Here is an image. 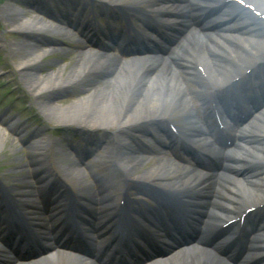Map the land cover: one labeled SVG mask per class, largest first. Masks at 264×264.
<instances>
[{"label": "bare ground", "instance_id": "6f19581e", "mask_svg": "<svg viewBox=\"0 0 264 264\" xmlns=\"http://www.w3.org/2000/svg\"><path fill=\"white\" fill-rule=\"evenodd\" d=\"M48 1L50 0H41L36 3L41 8L33 7L28 12L47 15ZM51 1L57 3L56 0ZM82 1H86L85 5L91 3L94 12L89 14L94 15V18L102 15L100 11L107 10H114L115 15L126 16L127 19L124 21L126 25L122 27L123 35L130 30L131 19L161 24L164 23L165 16L179 18L171 52L173 65L180 66L182 69L178 73L168 61H164L152 72L143 73L131 65L120 67L114 62H104L96 55H89L87 58L79 59L67 75L64 74V69L59 68L57 73L48 74L43 78L37 76V72H40L42 68L40 57L48 50L53 52L58 50L60 41L40 34L38 28L33 29L34 33L24 35L23 42L13 43L12 51L25 54L20 57L16 65L23 85L31 94H36L37 99L46 98L45 101L38 103L43 117L47 121L53 118L51 123L62 128L75 127L85 132L110 129L115 134L107 141L105 150L109 151V154L113 153L111 159L118 160L128 174L126 179L133 183H147L150 188L168 191L184 192L188 189L200 188L202 192H206L210 188L207 179H201L193 173H184L169 163L141 169L143 159L133 158L132 155L136 153L137 145L142 143L147 133L138 131L134 134L136 132L134 131L125 135L124 132L121 135L120 132L140 128L143 125L147 127L151 122L165 123L173 119L176 123L183 124L188 130L203 136L201 126L206 133L208 132V140L212 139L218 143L226 138L227 135L224 132L216 131L210 124L211 119L219 115L216 105L221 107V104H216L217 92L220 86L234 82L242 75V72L247 73L244 75L246 78L249 73L264 71V0ZM171 1L178 4L179 10L171 5ZM201 3L218 7L223 4L219 14L210 20V23L216 27L210 38H199L191 31L192 27H199ZM10 9L9 6L5 7L2 15L6 22L13 24L15 17L10 14ZM89 14H86L84 18L78 17L81 20L78 25L84 36L94 40L102 32L111 33L110 30L107 31L109 25L104 31L103 28L94 24L95 19H92ZM71 16L63 15L64 19ZM52 19L57 18L52 17ZM219 25L224 26L225 29ZM144 30L142 29V32ZM48 32L54 33L57 29H50ZM202 32L200 25V33ZM57 33L62 35L60 32ZM189 83L198 87V91L191 90L189 86L187 91H184V85ZM73 89L79 94H89L66 108H59L53 104L52 97L58 93H69ZM258 121L257 126L250 128L246 134V137L256 139V143L252 147H241L234 154L236 164L245 161V164L249 162L264 164V115ZM14 122L24 137L30 135L27 122H22L21 119ZM182 129L187 131L183 127ZM28 139L33 142L32 148L38 155L35 157V165L44 170L41 176L48 174V170L44 168L47 163L44 151L52 144V141L48 137H43L37 130L32 132ZM98 142L100 143L101 139H98ZM143 152H145L144 148ZM81 154L85 155V152L82 151ZM68 163L69 165L61 167V173L71 174L70 165L73 163L70 159ZM262 171L264 168L259 173ZM260 176L262 177L260 179L250 177L229 182L226 186L220 183L215 184L217 189L215 194L220 197L221 205L228 213L242 206L264 202V174ZM30 180L23 187L25 191L19 195L21 201L17 199L18 195L14 197L20 206H32L34 199L41 196L42 179L34 174L30 176ZM77 183L84 200L89 204H101L104 199H107L106 196L98 198V192L89 189L83 182ZM103 190L104 186L100 192ZM110 194L108 191V195ZM13 202L9 196L3 197L0 200V209L15 207ZM214 203L219 202L214 201ZM198 259H205L207 264H214L204 252L183 254L158 264H199ZM33 264L71 263L62 256H53Z\"/></svg>", "mask_w": 264, "mask_h": 264}, {"label": "rangeland", "instance_id": "374dc122", "mask_svg": "<svg viewBox=\"0 0 264 264\" xmlns=\"http://www.w3.org/2000/svg\"><path fill=\"white\" fill-rule=\"evenodd\" d=\"M23 1L26 2L28 0H0V181L4 184L5 188L11 186L22 194L25 191L23 187L27 182L31 181L30 176L34 174L39 175L37 173L39 168L35 165V157L38 155L32 148L33 142L28 139L35 130L40 132L43 137H48L52 141V144L44 151V155L47 158L46 167L44 168L51 174L59 173L61 161L63 165L68 163L67 159L70 157L67 155V148H69V146L81 148L87 146L95 150L90 156L96 159L91 162V164L95 166L97 177H103L109 180L111 179L110 168L112 164H116V161L111 159L113 158V153L110 152L109 154V151L105 150V145L115 133L110 129L97 132H85L75 127L62 128L51 123L53 118H50L51 120L49 121L45 120L38 108V103L39 101H45L46 98L40 97L37 99L36 94H31L20 80V73L16 65L20 57L25 54L13 52L12 45L13 43L23 42L25 40L22 35L13 32V28L17 22L15 6L23 3ZM56 1L62 11L73 12L71 10L72 8L81 10L78 4H76V6H72V3H67L68 5L65 4V2L70 0ZM73 1L77 0H72V2ZM59 2L64 4H60ZM52 4L50 5V10H52V12H57V8ZM7 6L11 8L10 14H13L15 17L13 24L6 22L3 18L2 10ZM64 7L69 10L64 9ZM53 36L66 44L65 39L58 36V34H53ZM79 46H82V44L76 43L70 45V47H68V45H58V50L54 52L48 50V52L40 57L42 68L40 72H37V76L43 78L47 77L48 74L57 73L59 68L64 69V74L67 75L79 59L89 56V54L86 55L83 50L79 49ZM187 86H189L191 90L198 91V87H195L191 83L184 85V91H187L189 88ZM88 94L89 93L79 94L77 90L73 89L69 93H58L55 97H52V102L59 108H66L78 99L86 97ZM19 119H21L22 122H27L29 127L28 131L30 132L29 136L24 137L17 127L14 126V123L11 122ZM146 129L152 131V125L147 127L143 125L140 128L124 130L121 131L120 134L122 135L125 132V135L126 133L129 134L134 131H136L134 134H137L138 131ZM97 139H101V142L97 143ZM85 141L88 143L86 144ZM154 164H156L155 161L146 160L142 162L141 169L152 168ZM118 172L119 174L117 173V175L119 177L120 175L123 177L126 176L123 169H120ZM45 177L44 175H39L41 179ZM107 182L108 181H106V184L109 185ZM86 183L88 184V182ZM39 203L40 199H34L33 206H38Z\"/></svg>", "mask_w": 264, "mask_h": 264}, {"label": "water", "instance_id": "95a60500", "mask_svg": "<svg viewBox=\"0 0 264 264\" xmlns=\"http://www.w3.org/2000/svg\"><path fill=\"white\" fill-rule=\"evenodd\" d=\"M82 2V3H81ZM86 1H82V0H77V1H73L72 2V0H70V1H67V2H65V4H67V3H72V5H76V4H83V3H85ZM88 3V2H87ZM68 5V4H67Z\"/></svg>", "mask_w": 264, "mask_h": 264}]
</instances>
